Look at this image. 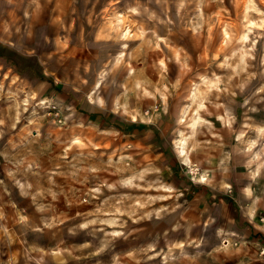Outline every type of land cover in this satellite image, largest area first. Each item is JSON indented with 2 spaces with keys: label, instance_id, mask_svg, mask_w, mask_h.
<instances>
[{
  "label": "rangeland",
  "instance_id": "obj_1",
  "mask_svg": "<svg viewBox=\"0 0 264 264\" xmlns=\"http://www.w3.org/2000/svg\"><path fill=\"white\" fill-rule=\"evenodd\" d=\"M128 6L138 12L128 13L134 35L125 41L109 21ZM62 14L69 15V23L85 25V38L99 40L95 56L101 55L104 64L98 69L110 76L105 88L122 90L124 99L145 100L141 116L147 120L148 111L167 110L173 119L171 139L180 128L188 132L180 120L182 109L188 107L189 120L205 98L207 107L200 112L211 125L200 126L190 146L195 145L191 159L198 172L212 174H206L208 184L215 182L214 174L227 176L228 151L242 156L251 180L258 164L256 181L264 178V0H0V25L10 29L49 25ZM250 22L258 26L243 45L241 35ZM224 28L230 32L227 40ZM243 48L251 53L246 59ZM123 49L125 60L115 66ZM75 66L70 72H83ZM204 76L220 90L208 92ZM192 82L201 89L195 102L187 97ZM18 90L0 84V264L205 263L200 213L181 193H171L148 157L67 107L53 103L35 111L36 93L27 107L28 96ZM124 112L138 116L126 113V107ZM75 133L84 144L73 142ZM249 140L255 141V154L246 151ZM218 153L223 155L219 161L203 160ZM129 177L135 184L125 183ZM206 234L207 246L216 245L213 229ZM227 240L220 242L223 247L230 245Z\"/></svg>",
  "mask_w": 264,
  "mask_h": 264
},
{
  "label": "crops",
  "instance_id": "obj_2",
  "mask_svg": "<svg viewBox=\"0 0 264 264\" xmlns=\"http://www.w3.org/2000/svg\"><path fill=\"white\" fill-rule=\"evenodd\" d=\"M68 17L62 14L59 20H50L49 25L46 21L13 29L0 25V84L11 92L19 89L18 94L30 99L34 93L38 99L47 97L72 110L76 118L117 133L130 147L148 157L147 161L159 169L158 175L174 190L171 193H181L185 202L200 213L205 231L198 240L205 242L200 256L206 258L204 264H264V178L251 180L249 169L240 162L242 156L236 151L226 153L225 149L227 176L220 179L214 174L213 184L195 181L171 139L172 116L167 110H153L148 111L150 120L145 114L142 118L145 100L124 99L122 90L109 92V86H104L106 81L109 84V75L95 94L96 102H91L90 93L100 75L99 64H104L101 55L95 56L99 40L85 38V25L69 23ZM74 65H81L83 72H70L76 68ZM124 107L126 113L138 115L136 121L124 115ZM212 156L203 160L223 158L221 153ZM208 227L217 239L213 247L207 246ZM225 238L230 241L228 247L220 243Z\"/></svg>",
  "mask_w": 264,
  "mask_h": 264
},
{
  "label": "bare ground",
  "instance_id": "obj_3",
  "mask_svg": "<svg viewBox=\"0 0 264 264\" xmlns=\"http://www.w3.org/2000/svg\"><path fill=\"white\" fill-rule=\"evenodd\" d=\"M248 8H250V7H248ZM137 12H138V9L135 6H128L127 9H125L124 11H117V12H114L112 14V20L109 21L113 25V27L111 29L113 31L114 30L116 31L117 37H119L121 40L128 41V40H130V38L133 37L134 34H133L132 26L127 23L126 18L128 16V13H137ZM257 26L258 25L255 24L254 22H250V25L248 26L247 31L241 35V40L243 41V45H247L248 41L251 40V32H253L255 27L257 28ZM223 35H224V40H227L230 38V32L227 31L226 28L223 29ZM126 46H128V43L125 42L124 47H126ZM175 54H176V56H178L179 53L176 52ZM249 54H251L250 51L243 48V50L241 52V57L243 59H246V57ZM126 55H127L126 51L123 49L120 53H118L117 57L115 58L114 65L115 66L120 65L125 60ZM180 66L183 69L186 66V64L180 60ZM133 70L134 69L132 68V70H131L132 73H133ZM107 74H108V70H106V69H103L100 72L99 79L97 80V82L95 84L94 90L92 93H90L91 102H96L95 94L97 93L98 90H100L102 88ZM12 82H14V81H12ZM201 83L203 84V86L205 87V89L208 92H213L215 89L220 90L217 83L212 79L209 80L206 76L202 77ZM200 96H201V89H199L198 82L190 83L187 97L192 102H195L201 98ZM203 99H205V98L200 99L197 108L194 110V113L191 115L189 120L187 119L188 107L186 106L182 109L180 120H181V122L186 123L188 132L186 133L184 129L180 128L179 132H178V136L174 140V145H175V149L177 150L178 156L180 157L182 163L185 166H187V168H189L191 173L195 176L194 177L195 181L200 182V183H204V184H206V183L208 184L211 182V178L208 177L205 173L200 174L198 172V169L194 166V163L191 159V154H192V151H193L195 145L192 148L190 146V143L193 142V140L195 139V135H196L198 129L200 128V126H202L205 123H208L211 125V123L207 119H205L200 112L201 109H204L207 107L206 104L204 103ZM24 102H25V105L27 107H30L32 105L31 100L29 98H25ZM53 103L54 102L52 100H49L47 97L40 98L39 100L36 101L34 110L35 111L37 110L36 109L37 106H42L44 108L53 107ZM34 110H33V112H35ZM225 113L227 114V116H229L230 112H229L228 108H226ZM222 118H225V117H222ZM132 119L136 121L137 116L132 115ZM244 134H245V131L242 130L239 134L238 140H240L244 136ZM72 140L75 143L84 144V139H83L82 135H80L79 133L78 134L75 133L72 136ZM254 146H255V141L249 140L247 143V146H246L247 153H254ZM255 157L256 156H254V158ZM254 158H252L249 161L250 165L253 163ZM260 168L261 167L258 164L254 169H252L250 171V175L252 176V179L256 180L257 174L260 171ZM140 178H142V176H140ZM135 182H136L135 177H129L125 183L129 184V185H133V184H135ZM248 191L250 193V187L249 186H248ZM226 243H228V242L226 241Z\"/></svg>",
  "mask_w": 264,
  "mask_h": 264
}]
</instances>
